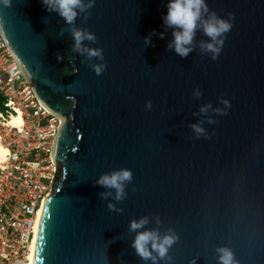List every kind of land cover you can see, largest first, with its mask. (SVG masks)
<instances>
[{
	"label": "water",
	"instance_id": "water-1",
	"mask_svg": "<svg viewBox=\"0 0 264 264\" xmlns=\"http://www.w3.org/2000/svg\"><path fill=\"white\" fill-rule=\"evenodd\" d=\"M168 3L94 0L72 25L42 0L0 4L6 41L41 100L65 118L32 264H152L132 247L130 222L143 217L137 231L179 237L158 264H218L221 246L237 264H264V0H206L203 19L233 17L215 60L202 51V28L187 57L169 47L177 29L162 19ZM73 28L95 35L83 46L102 49L103 60L73 50ZM224 99L231 106L219 115ZM124 168L132 180L116 201L96 180Z\"/></svg>",
	"mask_w": 264,
	"mask_h": 264
},
{
	"label": "built area",
	"instance_id": "built-area-1",
	"mask_svg": "<svg viewBox=\"0 0 264 264\" xmlns=\"http://www.w3.org/2000/svg\"><path fill=\"white\" fill-rule=\"evenodd\" d=\"M0 92V134L9 149L0 165V264H29L38 213L59 171L54 149L63 118L41 100L1 25ZM19 113L22 126L7 124Z\"/></svg>",
	"mask_w": 264,
	"mask_h": 264
},
{
	"label": "clouds",
	"instance_id": "clouds-1",
	"mask_svg": "<svg viewBox=\"0 0 264 264\" xmlns=\"http://www.w3.org/2000/svg\"><path fill=\"white\" fill-rule=\"evenodd\" d=\"M43 5L48 11H55L65 22L72 25L78 15V11L86 12L93 6L94 0H88L86 4L84 0H42ZM0 4L4 6H10L11 0H0ZM167 14L162 17L164 23L168 27L177 29L174 31V39L169 44L170 48H174L175 52L182 58L187 57L192 51L190 47L193 43V38L197 28H202L205 35L210 38L209 42L202 43V51L211 54L213 60L217 59L221 53L226 34L233 27L231 22L233 17L230 16L229 20H225L218 17L215 13H212L203 19L204 14L208 13V7L206 0H169L167 5ZM72 35L74 39L73 50L80 54H86L89 59L100 58L103 60V50L100 48H87L83 46V41H95L96 37L93 33L81 30L78 28L72 29ZM146 42L150 43L149 38H146ZM58 60H62V56H57ZM106 64H93L92 68L97 75L102 74L106 69ZM75 71V69H73ZM194 96L197 98L202 94L199 88L194 89ZM224 105L223 109H214L219 115H225L227 109L231 106L230 101L224 99L221 101ZM151 101L146 102V108L151 109ZM212 106L202 105L200 111L207 113L208 109ZM209 123H213L209 120ZM197 138L205 136L207 138L206 129L201 124L191 125ZM132 180V171L130 169H119L111 173H105L101 175L96 184L108 189L115 190L114 199L116 201H122L125 198V186ZM104 198L111 196V192L101 193ZM109 208L115 210V205L109 204ZM148 218L143 217L140 220H132L130 222V230L137 232L135 239L132 242V247L135 249L137 255L145 262L151 261L152 264H158L161 260H171L168 256L169 249L178 240V236L175 232L169 229L164 235H160L158 230H144L137 231L148 223ZM157 218V223H159ZM218 253V264H237L233 251L226 247L221 246L216 249ZM155 253V254H154ZM195 264V260L191 262Z\"/></svg>",
	"mask_w": 264,
	"mask_h": 264
},
{
	"label": "bare ground",
	"instance_id": "bare-ground-1",
	"mask_svg": "<svg viewBox=\"0 0 264 264\" xmlns=\"http://www.w3.org/2000/svg\"><path fill=\"white\" fill-rule=\"evenodd\" d=\"M62 118H63V120H62L63 121L62 128H63L64 122H65V118H64L63 115H62ZM5 123H7V121ZM7 124H9L11 126H14V127L22 126V124H24V120L22 118L21 113H19V114H13L12 119H9V122ZM62 128H61V130H62ZM8 155H9V149L4 144L3 139H2V136L0 134V165L2 163H4V162L7 161ZM47 200H48V198L45 199V201H44V203H43V205H42V207H41V209H40V211L38 213L37 226H36V234H37V231H38V227H39V223H40V220H41V216H42V213H43V210L45 208V205H46ZM36 234H35V237H34V240H33V244H32V247H31L30 263L29 264H32L33 251H34V244H35Z\"/></svg>",
	"mask_w": 264,
	"mask_h": 264
},
{
	"label": "trees",
	"instance_id": "trees-1",
	"mask_svg": "<svg viewBox=\"0 0 264 264\" xmlns=\"http://www.w3.org/2000/svg\"><path fill=\"white\" fill-rule=\"evenodd\" d=\"M4 97H3V95L1 94V92H0V112L1 111H4V109H5V106H4Z\"/></svg>",
	"mask_w": 264,
	"mask_h": 264
},
{
	"label": "flooded vegetation",
	"instance_id": "flooded-vegetation-1",
	"mask_svg": "<svg viewBox=\"0 0 264 264\" xmlns=\"http://www.w3.org/2000/svg\"><path fill=\"white\" fill-rule=\"evenodd\" d=\"M58 169H59V167H58Z\"/></svg>",
	"mask_w": 264,
	"mask_h": 264
}]
</instances>
